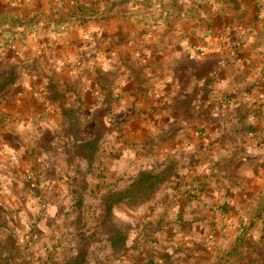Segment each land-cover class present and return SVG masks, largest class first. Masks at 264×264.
<instances>
[{
	"label": "crops",
	"instance_id": "obj_1",
	"mask_svg": "<svg viewBox=\"0 0 264 264\" xmlns=\"http://www.w3.org/2000/svg\"><path fill=\"white\" fill-rule=\"evenodd\" d=\"M95 1L0 0V226L22 244V264H53L59 242L77 234L105 264H172L158 243L221 224L213 209L258 191L264 85L253 86L241 56L221 67L231 47L203 41L197 23L189 41L153 58L133 42L109 60L106 22L85 21L80 6ZM253 128L259 145L246 134ZM146 173L164 178L156 192L174 202L122 197ZM112 194L117 201L106 200ZM140 211L152 214V234L140 230Z\"/></svg>",
	"mask_w": 264,
	"mask_h": 264
},
{
	"label": "rangeland",
	"instance_id": "obj_2",
	"mask_svg": "<svg viewBox=\"0 0 264 264\" xmlns=\"http://www.w3.org/2000/svg\"><path fill=\"white\" fill-rule=\"evenodd\" d=\"M80 6L85 9V21L104 20L106 22L107 33L105 35L101 33V44L106 45V55L109 60H114L116 55L122 54L120 49L122 44L129 46L123 52L131 53L130 46L133 42L141 43L147 49H151V51L146 50V56L153 58L154 54H162L171 43L189 41L190 33L193 32L189 25L197 23L202 26L198 31L203 41L212 37L213 40L221 41L226 47H231V56L220 59L221 67L230 63L232 58L241 56L244 60L242 68L247 77H253V86L264 85V0H101L87 2L86 5L81 3ZM180 22V30L184 31V34H179L175 26ZM98 34L92 36L95 37ZM246 45L250 51L245 50ZM48 52L51 53L50 50ZM89 55L96 57L98 50L90 51L87 56ZM35 57L39 56L35 55ZM260 133L253 128L246 134L256 138V145H259L262 142ZM247 146L250 144L247 143ZM17 156L19 159L20 156ZM123 167H126L124 161ZM143 177L138 185H135L133 192L129 191L122 197L128 201L136 199L151 203L154 201L167 203L169 200L174 202V196L168 195L162 198L156 192L155 185L164 178H157L148 173L145 178ZM2 179L3 177H0L1 184H3ZM85 182L86 180L83 179L79 187H85ZM71 183L73 185L77 182ZM259 184L260 188H256L258 191L246 195L242 201L225 200L223 204L221 203L225 205V208L212 210L223 219L221 224L204 226L201 233L199 231L201 227H196L194 233L196 236L191 235L192 238L196 237L194 240L191 238L180 242L172 237L158 243L157 247L167 252L172 264H264V178L259 181ZM81 196L82 194L75 196V202L79 205L82 203ZM117 199L118 196L115 194L106 198L110 202ZM209 203H211L210 198ZM212 203L214 206L216 201L213 200ZM150 211L154 213V210ZM150 211L145 212L144 217H141L144 211H140L138 217L140 230L147 229L152 234L150 219H147L152 215H149ZM80 220V216L75 219L76 230L82 226ZM180 228L188 234L191 231L188 226ZM111 229L112 227L108 225V232ZM17 232L22 233L21 227ZM200 235L203 237L201 238ZM9 236V232L0 226V261L3 258H9L13 264H22V244L13 238V240L10 239ZM66 238L59 242V256L53 258V264H101V259L89 254L87 242L82 234H77L75 240ZM144 243L150 248L156 244L152 241L136 242L140 245ZM116 245L119 247L118 243ZM49 258L43 261L44 264L51 262ZM105 262L106 259L102 264Z\"/></svg>",
	"mask_w": 264,
	"mask_h": 264
},
{
	"label": "built area",
	"instance_id": "obj_3",
	"mask_svg": "<svg viewBox=\"0 0 264 264\" xmlns=\"http://www.w3.org/2000/svg\"><path fill=\"white\" fill-rule=\"evenodd\" d=\"M9 159H10L12 164H17V162L19 160L18 156L17 155H13V154L9 155ZM0 190H1V182H0Z\"/></svg>",
	"mask_w": 264,
	"mask_h": 264
},
{
	"label": "trees",
	"instance_id": "obj_4",
	"mask_svg": "<svg viewBox=\"0 0 264 264\" xmlns=\"http://www.w3.org/2000/svg\"><path fill=\"white\" fill-rule=\"evenodd\" d=\"M146 176V175H145ZM145 176L143 178H145ZM149 177V176H148ZM0 264H13L11 263L10 259L9 258H3L1 261H0Z\"/></svg>",
	"mask_w": 264,
	"mask_h": 264
}]
</instances>
